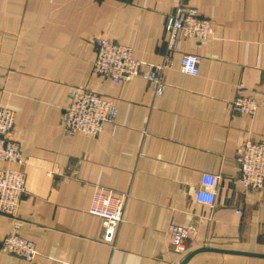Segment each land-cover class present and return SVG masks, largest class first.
<instances>
[{
    "label": "crops",
    "instance_id": "1",
    "mask_svg": "<svg viewBox=\"0 0 264 264\" xmlns=\"http://www.w3.org/2000/svg\"><path fill=\"white\" fill-rule=\"evenodd\" d=\"M179 2L212 34L181 43L161 95L140 77L92 72L97 38L160 64ZM182 53L200 56L196 75L180 70ZM239 85L260 104L253 117L231 109ZM0 88L26 183L16 217L0 215V245L14 231L36 248L31 261L0 249V264H178L204 247L231 252L185 264H264V190L238 182L236 160L246 139L264 143V0H0ZM79 88L111 100L116 123L64 135L62 109ZM96 193L127 196L118 227L90 213ZM170 224L188 230L184 255Z\"/></svg>",
    "mask_w": 264,
    "mask_h": 264
},
{
    "label": "built area",
    "instance_id": "2",
    "mask_svg": "<svg viewBox=\"0 0 264 264\" xmlns=\"http://www.w3.org/2000/svg\"><path fill=\"white\" fill-rule=\"evenodd\" d=\"M167 34L166 48L160 64L145 67L142 61L132 55L131 48L113 41L97 38L93 45L95 58L92 72L113 83L127 82L134 77L146 80L154 95H161L165 83L163 72L169 68L173 53L184 40L204 41L212 34L211 22L199 16L196 11L186 9L181 2L164 19ZM200 56L182 53L180 70L189 75L198 73ZM243 87H237V94L231 102L234 113L253 117L260 104L250 96L242 94ZM1 92V88H0ZM117 108L108 99L96 92L79 88L70 92L68 104L62 109L61 126L64 135L84 134L95 136L102 131L104 123L114 125ZM15 113L0 105V161L17 164L18 169H0V215L15 218L21 199L26 195L25 174L19 169L23 158L19 143L13 138ZM239 165L238 182L249 190H264V143L246 139L236 156ZM127 196L111 193H96L90 213L99 216L104 225L118 227L124 218ZM240 213L239 210H237ZM173 250L181 255L187 253L188 230L176 224L168 227ZM3 253L31 261L36 255L32 241L8 233L1 241Z\"/></svg>",
    "mask_w": 264,
    "mask_h": 264
},
{
    "label": "water",
    "instance_id": "3",
    "mask_svg": "<svg viewBox=\"0 0 264 264\" xmlns=\"http://www.w3.org/2000/svg\"><path fill=\"white\" fill-rule=\"evenodd\" d=\"M204 250H213V251H217V252H231V251H225V250H219V249H210V248H200V249H197L193 252H191L190 254H188L180 263L178 264H185L194 254H196L197 252H200V251H204ZM246 254H250V255H257V254H253V253H246ZM258 256H261V257H264V255H258Z\"/></svg>",
    "mask_w": 264,
    "mask_h": 264
}]
</instances>
